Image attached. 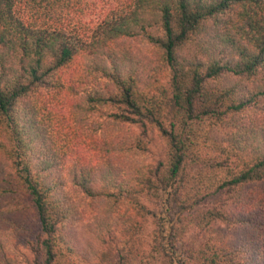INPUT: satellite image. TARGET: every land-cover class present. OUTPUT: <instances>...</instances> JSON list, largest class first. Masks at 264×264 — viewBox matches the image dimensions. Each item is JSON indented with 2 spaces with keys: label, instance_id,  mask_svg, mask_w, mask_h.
<instances>
[{
  "label": "trees",
  "instance_id": "1",
  "mask_svg": "<svg viewBox=\"0 0 264 264\" xmlns=\"http://www.w3.org/2000/svg\"><path fill=\"white\" fill-rule=\"evenodd\" d=\"M84 6L0 0V264H264V0Z\"/></svg>",
  "mask_w": 264,
  "mask_h": 264
},
{
  "label": "rangeland",
  "instance_id": "2",
  "mask_svg": "<svg viewBox=\"0 0 264 264\" xmlns=\"http://www.w3.org/2000/svg\"><path fill=\"white\" fill-rule=\"evenodd\" d=\"M127 1L128 0H85L84 15L82 16L81 22L87 25H92L102 18L109 10L118 8ZM152 148L153 150L148 154L151 156L150 159H156L160 156V143L156 142ZM90 221L91 219L85 217L81 222L73 226L72 230L75 232L74 235L79 239L80 244H84L90 237L85 226V224L90 223ZM27 248L28 247L24 244L22 239L9 245L11 253L13 252L16 254L24 253L26 251L28 252Z\"/></svg>",
  "mask_w": 264,
  "mask_h": 264
}]
</instances>
